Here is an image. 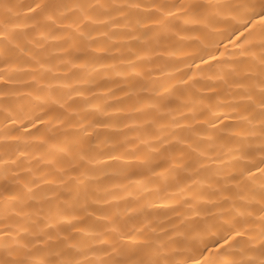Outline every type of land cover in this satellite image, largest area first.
I'll return each instance as SVG.
<instances>
[{"label":"bare ground","instance_id":"1","mask_svg":"<svg viewBox=\"0 0 264 264\" xmlns=\"http://www.w3.org/2000/svg\"><path fill=\"white\" fill-rule=\"evenodd\" d=\"M0 264H264V0H0Z\"/></svg>","mask_w":264,"mask_h":264},{"label":"snow or ice","instance_id":"2","mask_svg":"<svg viewBox=\"0 0 264 264\" xmlns=\"http://www.w3.org/2000/svg\"><path fill=\"white\" fill-rule=\"evenodd\" d=\"M207 250V249H206Z\"/></svg>","mask_w":264,"mask_h":264}]
</instances>
